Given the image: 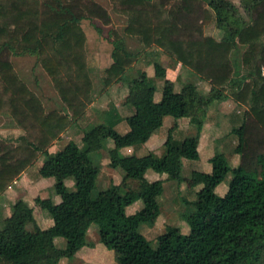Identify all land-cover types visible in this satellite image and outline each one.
Wrapping results in <instances>:
<instances>
[{
    "label": "trees",
    "instance_id": "16d2710c",
    "mask_svg": "<svg viewBox=\"0 0 264 264\" xmlns=\"http://www.w3.org/2000/svg\"><path fill=\"white\" fill-rule=\"evenodd\" d=\"M112 1L127 21L121 35L109 29L105 36L111 63L102 71L101 85L120 79L126 86L122 104L130 114L122 118L111 111L102 122L85 127L77 143L69 141L58 152L48 153L50 139L68 121L57 110L44 112L17 78L9 57H38L63 111L76 120L91 96L80 22L87 20L96 35L104 36L102 26L110 24V17L92 0H0V108L6 106L15 125L25 132L14 140H0V194L39 155L37 174L52 180L59 197L56 204L48 198L33 200L49 217L47 228L39 227L24 202L11 204L10 215L0 220L5 231L1 230L0 264H57L70 259L86 245L91 223L99 243L113 252L118 264H264V0H239L242 15L228 0ZM211 21L217 32L236 30L235 39L221 43L203 35L202 26ZM123 38H136L141 48H162L173 63L208 82L209 89L199 93L185 82L174 91L172 82L162 76L160 99L154 102L152 79L143 71L127 74L138 52L128 50ZM227 98L246 106L240 125L229 131L235 138L237 162L214 153L207 160L209 172L194 169L188 178H181L182 161L193 165L200 159L198 138L208 107ZM165 117L174 122L187 119L193 133L175 139L173 125L159 156L121 155L122 149L144 144ZM121 121L127 127L124 133L114 130ZM32 136L35 143L28 141ZM107 139L111 146L105 148ZM101 150L108 166L119 168L122 176L118 184L95 192L98 169L92 156ZM146 170L195 190L191 199L183 200L180 214L187 232L165 226L154 246L139 228L154 225L162 182L147 181ZM227 174L225 192L216 195L214 189ZM65 179L72 181V190L65 188ZM136 200L141 208L125 215V207ZM211 235L214 240L209 241ZM55 238L64 240L63 247L54 246Z\"/></svg>",
    "mask_w": 264,
    "mask_h": 264
},
{
    "label": "rangeland",
    "instance_id": "374dc122",
    "mask_svg": "<svg viewBox=\"0 0 264 264\" xmlns=\"http://www.w3.org/2000/svg\"><path fill=\"white\" fill-rule=\"evenodd\" d=\"M92 1L106 11L111 21L108 26H102V34L104 36L96 35L87 20H82L80 22V28L84 34L82 50L83 61L87 70V75L91 80L93 90L92 95L96 96L98 94L97 90L99 88V85L101 87L102 69L108 65L110 60L109 50L111 48L105 36H107V32L109 29L115 30L117 34L121 35V30L126 24L127 16L115 10L114 2L112 0ZM228 1H230L237 9V12L242 15L243 12L241 10L239 0ZM201 31L203 35L213 37L216 41H219L221 43L228 42L233 38L235 39V36L237 34L236 30L225 33L217 32L212 21L206 25H203ZM261 41L264 42V36L261 37ZM124 46L134 53L138 52V56L136 57L137 60L135 61L136 63H132V69H129L127 71V74L134 76L135 73L143 71L146 77L151 78L155 88L153 93V100L157 102L160 98L161 84L163 78H165L166 75V66L167 63H169V60H166L164 58V50L155 45H151V47L149 46L148 49L141 48V45L136 38H125ZM147 58L149 64H146L147 66L142 65ZM9 61L11 62L12 69L20 82L36 98H38V100H40L41 104L46 110L55 108L60 109L63 107L61 103L59 105L60 101L58 99V96L52 86L51 80L47 77L43 69L40 67L38 57L27 55H23L20 57L10 56ZM149 67L151 68V70H149ZM240 71L241 74L246 73L245 68H241ZM261 72L264 75V67L261 69ZM154 75H156V77ZM157 75L160 77H157ZM173 75L175 76V85H180L184 81H188L196 86L199 93L207 90L209 85L206 81H203L201 79L198 80L197 78H199V76L195 75L192 71L185 67H179L178 72L173 73ZM162 76L163 78H161ZM193 76H196L197 78ZM178 89L179 86H174L175 91H177ZM104 92V96L99 98L97 101V103L103 104L101 110L94 109L96 101L86 104V107L83 109L84 115L77 122V126L79 128L76 131H80V128L83 130L89 125L102 122V116L110 113L111 111L119 112L123 116L125 115V113L127 114V112H129V109L127 107H123L121 105V99L123 100L126 93V86L120 79H113ZM94 98L95 97H92L93 100ZM245 109V105H234V102L231 98H227L222 101H214L213 103H211V105L208 107L207 114L202 120V127H204L206 123V117L212 115V117L207 119V124L210 127L208 129H203L199 137V143L201 146V163L199 164V166H197L198 164H193L196 169H199L203 172H209L210 164L208 163V161L207 163H205V160L212 156L214 153L224 154L226 156V159L230 163L236 161L235 155L233 154V148L235 147L236 142L235 138L229 134V131L232 127H238V125H240L242 112ZM97 118H99V120ZM166 118L170 119L169 117H165L164 119ZM124 126H126L125 123ZM169 126L170 123H165V133L162 141L160 142V145L152 147L156 150H147L148 139L143 145L132 148L133 153L125 152L122 150L120 152L121 155L143 156L148 153L160 155L163 151L162 143L165 140L166 131ZM161 128L162 125L157 130L156 134H161ZM20 130L21 129L17 128L13 119L9 116L6 106H2L0 108V140H14L15 138L20 136ZM115 131L118 133H122V125L118 124L115 127ZM185 133H187V131ZM189 133H193L192 128H189L188 134ZM65 134L66 135L58 139V142L53 144L51 143L49 149H51L52 151H56L57 149H59L64 141L72 139V136L75 134V130L68 129ZM210 135L212 136V140L210 143H208V138L211 137ZM28 141L32 143L35 140L32 137H29ZM156 143L157 141L155 142V144ZM17 144H19V142L16 141L13 145L16 146ZM103 145L105 148H108L111 146V141L107 139L103 142ZM92 163L98 169V175L94 183L95 192L104 190L110 183L118 184L121 180L122 171L119 168L112 169L108 166L107 157L104 150H101L92 156ZM38 165L39 163H36L34 165V168L37 169ZM27 170V176L30 177L31 182H25L20 186L23 193L21 197L29 201L34 197H38V193H40L41 197H46L48 199H51L53 203H57L59 201V197L55 195L52 190V180L42 179L47 182L48 185L43 181L41 182L33 171V165L30 166V168H28ZM189 174L190 170L186 165V162H184L183 167L181 168L180 176L181 178L185 179L188 178ZM144 177L148 181L159 180L162 182V198L160 214L157 218V221L150 228L141 226L139 228V233L143 235V237L148 240L152 246H154V240L156 236L163 232L165 226H176L183 233H186L187 226L180 219V214L183 211V200L191 199L195 190L185 189V187L183 186L184 183H180L179 185V183H175L173 181H165V176L163 174H158L151 170H146L144 173ZM229 177L230 176L227 174L221 184L214 189V193L216 195H222L225 192ZM64 186L67 190L73 189V184L70 179L64 180ZM20 187H17L16 191H20ZM40 190L45 192L42 194L41 192H39ZM27 201H25L24 203L27 206H32V203L29 205ZM14 202L15 201L11 202V204H13ZM140 207V200H136L129 206L125 207L124 214L129 215L135 213L140 209ZM33 215L40 221L39 223L41 227H47L50 225L51 221L49 217L36 207L33 209ZM1 230L3 232L4 228L0 222V240L3 239L1 238ZM96 231V225L93 223H91L87 228V231L85 233L86 245L81 248V250L87 253L79 254V252L81 251L80 250L76 252L70 259L59 260L58 264H118L115 260L113 252L104 248L99 243ZM208 240H214V235H211ZM53 244L55 247L61 248L64 245V240L62 238H55L53 240ZM98 258H100V260H97Z\"/></svg>",
    "mask_w": 264,
    "mask_h": 264
},
{
    "label": "crops",
    "instance_id": "0c3cea01",
    "mask_svg": "<svg viewBox=\"0 0 264 264\" xmlns=\"http://www.w3.org/2000/svg\"><path fill=\"white\" fill-rule=\"evenodd\" d=\"M150 47H151V45H150ZM145 49H148V47L147 48H145ZM109 55H110V50H109ZM164 58L166 59V60H169V63H167V69H166V75H165V80H168V81H170V82H172V84H173V90H174V86H179V88H180V86L183 84V83H185V81L183 82V83H181L180 85H175V83H174V79H175V76L173 75V73H176V72H178V69H179V67H182L179 63H173L172 62V60H170V58L164 53ZM109 59H110V56H109ZM137 60V58H135V61ZM135 61H133V62H135ZM132 62V63H133ZM110 63H111V60H109V63H108V65L105 67V68H107L109 65H110ZM136 63V62H135ZM146 64H149V61H148V58L146 59V61H144L143 62V64L142 65H144V66H147ZM132 65V64H131ZM150 66V65H149ZM105 68H103L102 69V71L105 69ZM150 68V67H149ZM149 70H151V68L149 69ZM87 71V70H86ZM88 76V75H87ZM101 76H102V72H101ZM173 77V78H172ZM193 77H195V78H197L196 76H193ZM89 78V77H88ZM116 79H118V78H116ZM198 80H199V78H197ZM89 80H90V78H89ZM90 82H91V80H90ZM186 82H188V81H186ZM162 85V84H161ZM194 85V84H193ZM195 86V85H194ZM196 87V86H195ZM101 88V89H100ZM108 88V86L107 87H102V85H101V87H100V85H99V88H98V90H97V92H98V94L96 95V96H94V95H92V92H93V90H92V85H91V91H90V93H91V96H90V100H89V103L90 102H93V101H96L95 102V108L94 109H99V110H101V107L103 106V104H99V103H97V101H98V99L99 98H101V97H103L104 96V94H105V92L104 91H106V89ZM209 89V85H208V88H207V90ZM179 90V89H178ZM177 90V91H178ZM207 90H204V91H202V93H204V92H206ZM175 91V90H174ZM125 95H126V93H125ZM125 95H124V97H125ZM92 97H95L94 98V100L92 99ZM38 99V98H37ZM124 99V98H123ZM160 99V98H159ZM154 101V100H153ZM39 102H40V100H39ZM122 102H123V100L121 99V105L123 106V104H122ZM155 102V101H154ZM40 104H41V102H40ZM88 104V103H87ZM59 105H60V102H59ZM41 106H42V108H43V110H44V112H47V111H50V110H57L56 112H58V114H59V116H65V118H66V120L68 121L67 122V124L65 125V127L61 130V131H59L58 133H57V135L53 138V139H50V141H49V144H48V146H47V148H46V150H47V152L48 153H56V152H58L67 142H69V141H72V142H75V143H77L78 142V140H79V138H80V136H81V128H80V131H76V130H78V126H77V122L83 117V115H84V110H83V112L81 113V115L76 119V120H73L71 117H70V114H69V112H67L66 110H64L63 111V109L62 108H60V109H50V110H46L44 107H43V105L41 104ZM85 107H86V105H85ZM124 107V106H123ZM208 110V109H207ZM122 118H124L125 116H127V115H129L130 114V112H127V114L125 113V115L123 116V115H121L119 112H117ZM206 114H207V112H206ZM101 117V116H100ZM99 117V118H100ZM103 117V116H102ZM210 117H212V115H210L209 117H206V123H205V125H204V127H202L201 128V132H202V130L203 129H208L210 126L207 124V119L208 118H210ZM99 118H97L98 120H99ZM170 118V117H169ZM165 123H170V126L167 128V130L171 127V126H173V125H175L176 127H175V129L172 131V133H171V136L173 137V138H175V139H178V140H180V139H182V137L183 136H185L186 134H188V131H189V126L187 125V119H178V120H176L175 122L170 118V119H164L163 118V120H162V132H161V134L159 135V134H156L157 133V131L154 133V134H152L148 139V142H147V147H148V149L147 150H156V149H153L152 147H154V146H158V145H160V142L162 141V139H163V136H164V128H165ZM118 124H121L122 125V133H124L126 130H127V127L126 126H124V121H121V122H119ZM117 124V125H118ZM116 125V126H117ZM115 126V127H116ZM115 127H114V130H115ZM186 127V128H185ZM18 128V127H17ZM234 128V127H233ZM19 129V128H18ZM68 129H74L75 130V134L72 136V139H68L67 141H64L63 142V144L59 147V149H57L56 151H52L51 149H49L50 148V145H51V143L53 144V143H56V142H58L59 140V138H61L62 136H64V135H66L65 134V132H67V130ZM187 131V133H185ZM201 132H200V135H201ZM166 135H167V131H166ZM200 135H199V137H200ZM23 136H25V132L23 131V130H20V137H23ZM179 136V137H178ZM211 136V135H210ZM69 137H70V135H69ZM18 138V137H17ZM32 138H33V136H32ZM166 138V137H165ZM16 139V138H15ZM208 143H210L211 142V140H212V136L210 137V138H208ZM157 141V143L155 144V142ZM165 141V140H164ZM163 141V142H164ZM32 143H35V141H33ZM163 144V143H162ZM143 145V144H142ZM200 148H201V146H200V143H199V138H198V146H197V149H198V152H199V155H200ZM123 151H125V152H131V153H133V151H132V148H125V149H122ZM121 150V151H122ZM131 153H128V154H131ZM153 154V153H152ZM155 155V154H154ZM156 156H159V155H156ZM135 157H140V156H135ZM235 159H236V161L234 162V163H236L237 162V158H236V156H235ZM207 160H208V158L205 160V163H207ZM108 162V161H107ZM184 162H186V161H182V167H183V164H184ZM36 163H39V165H38V168L40 167V165H41V163H42V158L39 156V155H37V157H36V159H35V161L32 163V164H30L29 166H27L21 173H20V175L18 176V177H16L10 184H9V186L0 194V219H4V218H6V217H8L9 215H10V211H9V205L11 204V202H13V201H16V200H20V201H22V202H25V201H27L26 199H24L23 197H21V195H23V193H22V191H21V185L22 184H24L25 182H27V183H29V182H31V180H30V177H28L27 176V172H28V168H30V166H32L33 165V171H34V173L36 174V176H37V178L38 179H40V181L42 182H45L44 180H42L43 178H41V177H39L38 176V174H37V170H38V168L37 169H35L34 168V165L36 164ZM201 162H200V159H199V161H197L195 164L197 165V166H199V164H200ZM231 163H233V162H231ZM186 165L188 166V168H189V170L191 171V170H194V169H196L192 164L190 165V164H188L187 162H186ZM196 170H199V169H196ZM201 171V170H200ZM201 172H203V171H201ZM205 173H207V172H205ZM122 175V174H121ZM145 178V177H144ZM146 179V178H145ZM46 180H51V179H46ZM148 181V180H147ZM152 181H155V180H152ZM149 182H151V181H149ZM45 183H47V182H45ZM28 185V184H27ZM47 185H48V183H47ZM17 187H20V191H16V188ZM47 188H48V186H47ZM46 188V189H47ZM28 191H29V189H28ZM39 192H41L42 194L45 192V191H42V190H40ZM34 198H36V197H34ZM34 198L33 199H30L29 201H27L28 202V204L30 205L31 203H32V206H28L29 208H31L32 209V214H33V209L36 207L35 205H34V203H33V200H34ZM37 198H40V199H44V198H46V197H41L40 196V193H38V197ZM59 202V201H58ZM57 202V203H58ZM56 204V203H55ZM11 206V205H10ZM37 208V207H36ZM141 208V207H140ZM38 209V208H37ZM133 214V213H132ZM160 214V213H159ZM34 216V215H33ZM159 216V215H158ZM34 218L36 219V221H37V223H38V225H39V227L40 228H47V227H49L50 225H51V222H50V225L49 226H47V227H41L40 226V221L34 216ZM158 218V217H157ZM156 221H157V219H156ZM155 221V222H156ZM155 224V223H154ZM81 250V248L78 250V251H80ZM77 251V252H78ZM82 253H87V252H84L83 250H81L80 252H79V254H82ZM88 253H89V251H88ZM78 254V255H79ZM84 259V258H83ZM85 260V259H84ZM97 260H100V258H98ZM58 263H59V261H58ZM57 263V264H58Z\"/></svg>",
    "mask_w": 264,
    "mask_h": 264
}]
</instances>
